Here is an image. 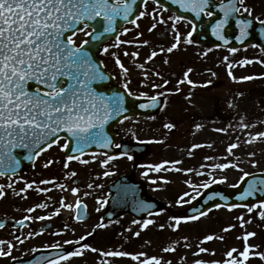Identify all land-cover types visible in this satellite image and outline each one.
<instances>
[{"label": "snow or ice", "instance_id": "obj_1", "mask_svg": "<svg viewBox=\"0 0 264 264\" xmlns=\"http://www.w3.org/2000/svg\"><path fill=\"white\" fill-rule=\"evenodd\" d=\"M152 2L155 3L156 0H152ZM141 3L144 5L142 10L138 0H0V178L12 180L13 176H16L22 180L23 177H19L18 173L21 160L31 161L34 166L35 160L54 146L65 152L64 169H69L72 161H78L83 165L89 164L91 161L81 157L90 154L93 160L103 156L104 159L99 161L100 166L106 169L103 175L105 177L113 175V172L107 170V167L112 161L120 158L119 156L110 155L107 152H85V149L92 146L100 149H110L112 147L119 149L122 147L121 144L116 143L107 134L105 126L117 117L123 116L127 111L125 108V95L120 93L107 95L98 91L95 86L99 82L115 78L105 71L103 61H97L94 58L93 49L103 43L102 38H110L112 34L118 33L114 42L105 45L100 54L113 57L115 66L120 69V75L124 78L122 87L128 96H132L137 100L146 99L148 101L139 104L141 109H155L162 104L163 107H160V111H163L167 107V96L179 92L181 84L186 83L193 88L207 87L211 84V80H209L203 85H197L189 78L193 69L188 68L183 72V78L177 81V87L173 92L166 89L170 81L163 79V77H161V84L148 82V72L144 70V64H139L138 67L144 74V81L141 82V86L150 87L153 91L156 89H165V91L156 92V94L150 96L144 93L136 95L131 91V81L127 79L130 69L125 66L120 56L115 52H111L110 49H121L123 45H133L139 48L146 46L149 42L140 40V36L143 35L142 32L138 33L133 40L121 39V36L127 35L131 31V29L124 27V24H131L135 28H139L138 21L149 17L153 22L148 31L152 32L158 25H167L171 21V33L174 34V42L167 48L161 47L159 52L152 51L145 63L165 51L172 53L179 48L181 43L192 44L193 33L197 30V25L192 20H185L183 15H171L165 20L158 9L148 11L149 0H141ZM171 4L177 5L184 13L192 14L198 21L202 17L214 20L211 24V35L223 45H229L230 43L228 37L230 23H234L235 28L238 30L234 40L239 44H243L249 38L250 30L254 28V21L264 26V18H262L264 14L254 15V8L247 3V0H218V3L217 0H171ZM161 7L163 6L161 5ZM163 10L167 11L166 8ZM181 21L192 25L191 31L183 38L177 28V24ZM80 34H83L86 38L78 41L77 38ZM260 35L264 37V28L261 29ZM251 46L255 47L256 45ZM238 50L236 47L227 48V51L231 54H235ZM123 55L130 56L135 61L139 56V52H129L124 49ZM204 55H207V53H204ZM224 60L228 61V57H225ZM168 62V60L164 61L166 64ZM236 63L241 67L253 63L264 65V60L254 61L244 58ZM233 66L232 62L227 63L228 75L235 82L262 78L252 75L237 78L233 75ZM154 75L159 77L160 73L156 72ZM212 75L215 76L216 73L212 72ZM242 95L243 93H237V96ZM162 97H164L163 101ZM186 99H190V95ZM229 107H234L232 102H229ZM127 119L129 117L123 116L120 122L123 123V120ZM239 123L242 129L252 127V125L245 123L243 118ZM162 127L171 132L176 124L166 121L162 124ZM195 127L199 130L202 125L196 124ZM214 131L227 132V128H216ZM61 133L65 135L62 136ZM133 137L137 138L135 134H133ZM261 139H264V132L250 136L244 143L252 144ZM61 141L63 142L61 143ZM138 142L140 144H163L165 141L163 139H149L138 140ZM207 146L211 147L210 144ZM239 146L238 143H231L226 151L230 156L235 157L234 149ZM200 147H204V145L194 144L192 146L193 149ZM189 154L191 155V150ZM120 155L126 156L128 160L133 159V156L129 155L127 151L122 152ZM248 155L254 157L255 153L250 152ZM205 159L211 160L213 158L208 156ZM54 163H59V161L49 159L45 162L44 167L48 168ZM168 163L170 162L164 161L160 164L140 165V167L155 172L163 170L191 173L193 171L192 169L185 170L175 167L166 168L165 165ZM171 163L180 164L181 161L177 160ZM249 163L253 168H256L259 161L250 159ZM201 167H209L212 170L208 173L211 176L210 182L196 185L190 180L185 181L187 186L194 190L195 194L188 191L183 192L176 199L175 206H183L185 203L191 204L192 201L203 196L204 193L199 189L206 190L212 184L226 183V176L217 178L212 175L216 170L224 172L229 168H233L242 173L239 182L231 185L233 188H239L241 182L253 175L240 167L239 157H235V162L214 163L212 165H201ZM195 174L198 176L205 175L204 172L199 171ZM77 175L78 173L73 170L68 172L67 177H76ZM141 175L147 178L149 177V171H144ZM160 179L165 184L170 183L167 179ZM149 182L156 184L157 180L150 179ZM24 183L25 187L21 189L22 192L32 189L35 181H25ZM40 183L55 184V180H41ZM4 187V185H0V198H3L6 194ZM7 187L11 188L12 184L9 183ZM59 187L67 190L62 184ZM87 187L92 188L93 184L89 183ZM96 187H102V185H96ZM70 190L74 196L79 193V188L73 187ZM36 191H50V189L37 188ZM257 193L264 195V179L249 180L247 187L235 199L237 201H247ZM16 194L19 195L20 193L17 192ZM186 197H188L187 200ZM217 198L225 203H215L214 207L216 209L226 207L229 211H232L237 208H245L248 214L255 213L257 218L264 220V199H261L259 203L228 204L227 200L229 198L226 195L213 192L204 200V205H208L210 201H215ZM97 203L107 204V200L98 199ZM60 205L69 210L75 207L77 209V220H82L85 216L82 209H86L87 205L82 204L79 199L75 201V205H72L65 204L62 198ZM36 207L45 208L47 205L38 204ZM152 207L154 206L145 204L143 201L137 202V210H146ZM34 210L33 208L28 209L29 212ZM212 210V207H208L204 211L197 210V215L187 217L173 214L169 217L172 223L168 227L176 231L182 222L199 220L201 217L208 216ZM159 214L156 213V215ZM53 215H59V211L53 213ZM253 218L250 216L246 220L244 215L236 217L240 221L241 228H245L247 224L252 222ZM37 219L46 220L51 219V217L40 216ZM133 223L144 230L156 222L153 219H144L142 221L133 220ZM3 226V224H0V227ZM235 226L229 225L223 231H230ZM97 227L104 228L106 225L100 223ZM159 227L162 230L165 225L161 224ZM36 234L39 235L40 233ZM92 234V232H88L77 240H66L65 244L80 245V247H74L72 251L60 255L57 259L49 260L47 264H61V262L72 257L82 256L85 251L99 252L100 255L105 257H129L133 261H138L139 264H162L160 258L148 257L145 253L131 254L119 250L101 251L88 243L81 244ZM133 235L139 237L140 232L137 231ZM255 235V232L245 231L242 236L237 237L244 242L242 251L231 248L226 252L227 258L223 262L213 261L210 264H246L252 256H258L259 259L264 260V253L255 251L258 246L248 243L249 239ZM217 238L223 239L222 236L217 237L209 234L204 236L199 244ZM16 239L21 244L24 242L19 237ZM187 239V237H184L186 242ZM5 244H7L6 249L3 247ZM199 244L197 246L198 251L194 255L199 256L201 253L209 252V249L201 247ZM185 246L191 247L187 243ZM14 247L15 245L12 243L0 240V258L11 257ZM52 247L61 246L54 244ZM163 251L173 252L175 246L164 247ZM142 257L143 259H141ZM163 264H171V262L163 261ZM193 264H206V262L197 259Z\"/></svg>", "mask_w": 264, "mask_h": 264}, {"label": "rangeland", "instance_id": "obj_2", "mask_svg": "<svg viewBox=\"0 0 264 264\" xmlns=\"http://www.w3.org/2000/svg\"><path fill=\"white\" fill-rule=\"evenodd\" d=\"M247 3L254 8V15L264 14V0H247ZM148 11L151 12L154 6L148 5ZM160 15L167 20L168 17ZM264 18V15H262ZM149 17L143 18L138 23L139 28L130 27V32L122 36L123 40H133L138 33H143L140 40H149L151 44L142 47L133 45H123L121 49L112 48L111 52L117 53L120 57H125L127 67L130 69L129 75L138 76L144 81L143 71L138 67L139 64H144V70L148 72L149 81L156 84H161L162 79H165L167 74H173L179 79L183 78V72L188 68H192L189 78L197 85H203L211 80V84L207 87H198L199 94L180 101L171 100L165 108L159 122H173L176 127L168 132L158 124L159 139H164L166 147L169 149V154L181 161L180 164H174L170 168L192 169L191 173L168 171V181L163 183L158 180L155 190L152 194L162 204L163 209L159 211V215H153L147 219H153L156 223L150 225L147 229L141 230L139 225L134 224L129 217L125 219L126 229L121 237L110 239L109 251L119 250L126 251L131 254L145 253L148 257H158L163 261H170L171 264H193L197 259L203 260L206 264L217 261L223 262L226 257V252L231 248L243 250V240L237 237L242 236L245 231L255 232L256 235L249 239L250 245L258 246L255 251L264 253V220L256 217L255 213L248 214L245 208H237L229 211L225 208H219L211 211L208 216L201 217L196 221L182 222L178 230L173 231L168 225L172 223L169 217L173 214L182 216V211L188 206L187 203L183 206H175V201L183 192H193L185 181L190 180L193 184L199 185L210 182L211 176L208 175L212 170L209 167H201V165H212L214 163H225L228 161L235 162V157H239L240 167L249 173L261 172L264 173V139L257 140L252 144H245L244 141L250 136H255L259 132H264V65L253 63L251 65L239 66L238 62L241 59L247 58L251 60H264V57L259 56L260 53L256 47H252L243 51H238L235 54L225 52L202 51L190 45L181 43L178 49L172 53L166 51L154 57L151 61L147 57L152 51H158L161 47H169L173 41V33H171V21L167 25H158L152 32L148 28L152 24ZM177 28L181 33L182 38L186 37L187 29L183 24H177ZM78 41L85 39L83 34L78 36ZM112 44V43H110ZM108 44V45H110ZM129 52L138 51L139 56L134 61L130 56H124L123 50ZM207 53V55H204ZM103 57H112L103 55ZM228 57V61L224 58ZM165 60L169 62L164 63ZM234 64L232 68L233 75L237 78L241 76H257L262 77L250 81L235 82L228 75L227 63ZM210 70V71H209ZM159 72L160 76L154 75ZM212 72L216 75L213 76ZM165 76V77H164ZM145 82V83H148ZM183 87L193 88L188 84H181ZM196 89V87H195ZM237 93H243L242 96H237ZM195 95V94H194ZM262 98V99H261ZM229 102H232L234 107H229ZM243 118L245 123L252 125L247 129L240 127V121ZM201 124L202 128L196 129L195 125ZM159 126L161 127L159 129ZM151 125L136 126L135 128L141 133L149 131ZM216 128H227V132H216ZM162 130V132H161ZM156 133V132H153ZM154 138H156V135ZM150 135H147L148 137ZM239 138V139H237ZM231 143H238L240 146L234 149L235 157L227 153V147ZM194 144H201L204 147L193 149ZM211 145L208 147L207 145ZM187 150H191L194 156L188 157ZM195 152L197 154H195ZM254 152V157H249L248 153ZM211 156L213 159L206 160L205 157ZM250 159L259 161L256 168H253L249 163ZM188 161V163H187ZM204 172L205 175L198 176L195 173ZM212 175L217 178L226 176V183L222 186H231L239 182L242 173L236 169L229 168L224 172L216 170ZM203 189H199L202 191ZM186 200L188 197L185 198ZM170 205H172L170 207ZM244 215L245 219L250 216L254 217L252 222L247 224L245 228L240 227V221L237 216ZM165 225L161 230L159 225ZM229 225H236L230 231H223ZM130 230V231H129ZM139 231L140 236H134L133 233ZM212 234L223 239H213L212 241L199 244L204 236ZM187 237V242L184 240ZM12 243V242H10ZM19 243V242H18ZM190 244L191 247L185 245ZM15 245L14 256L26 255V253H16ZM198 244L201 247L209 249L207 253H201L199 256L194 255L198 251ZM170 245L175 246V251L164 252L163 248ZM108 251V249L106 250ZM214 252V254H213ZM235 255V254H234ZM143 259V257L141 258ZM61 264H139L138 261H133L129 257H105L99 253L87 252L82 256L72 257ZM246 264H264V260L258 256H252Z\"/></svg>", "mask_w": 264, "mask_h": 264}, {"label": "flooded vegetation", "instance_id": "obj_3", "mask_svg": "<svg viewBox=\"0 0 264 264\" xmlns=\"http://www.w3.org/2000/svg\"><path fill=\"white\" fill-rule=\"evenodd\" d=\"M149 2L151 3L152 1ZM182 23L187 31H191L190 24L184 21ZM120 58L127 67L125 57ZM100 60L105 64V71L110 76L115 77L114 82L124 91L122 87L124 78L120 75V69L115 66L113 57H100ZM127 79L131 81V91L136 95L144 93L150 96L159 92V89L153 91L150 87H142V81L138 76L134 77L128 73ZM176 87L167 86L166 89L174 92ZM179 87V92H174V94L167 96V103L171 100H176L179 103L186 100V97L189 95L194 97L191 94H195L196 92H189V88L187 87ZM111 88L108 85L98 87L103 92H109ZM162 90L165 91V89ZM159 120L158 115L152 117L131 115L129 119L123 120V123L116 124L113 129L114 141L121 144V148L100 149L93 146V149L85 150L86 153L107 152L110 155L119 156L120 158L112 161L107 167V170L113 172V175L107 177L103 175L106 169L101 167L99 163L100 160L104 159L103 156H99L96 160H93L90 154L81 157L82 159L91 161L89 164L83 165L78 161H72L69 169H64L65 152L61 151L59 147L54 146L37 158L34 166L33 162L26 160V165L18 169L19 177H23L22 180L16 176H13L12 180L0 178V185L5 186L4 191L6 193L3 198H0V224L4 225L0 227V240L16 244V253H26V257H28L29 254L37 251L64 250L65 253L72 251L74 247H80V245L65 244L66 240H77L80 236L92 232V236L88 237L86 241H82L81 244L88 243L98 250L106 251L109 248L108 245L111 238L121 237L124 234L127 216L126 214L110 216V186L120 177L129 176L133 181L143 183L147 196L153 198L154 196L151 191L156 189L157 183H150V179H155L157 182L160 178L168 180V171L161 170L160 172H155L142 168L140 165H155L169 161L170 163L166 164L165 167L170 168L174 165L171 162L177 161L175 157L169 154V149L165 148L164 144L148 143L140 145L138 142V140L159 139ZM133 125L134 128H131L130 126ZM142 125H151V127L148 132L141 133L135 127ZM133 134L137 138H134ZM153 134L156 135V138H154ZM147 135L150 136L146 137ZM110 136L112 137L111 134ZM125 151L133 156L132 160H128L126 156L120 155ZM187 152L189 157V151ZM190 156L192 158L194 153ZM49 159L59 161V163H54L45 168L44 164ZM73 170L78 175L76 177H67L68 172ZM144 171H149V177L146 178L141 175ZM51 179L55 180V184L40 183L41 180ZM25 181H35V183L32 189L22 192L21 189L25 187ZM9 183L12 184L11 188L7 187ZM89 183L93 184L92 188L87 187ZM61 184L67 190L61 189L59 187ZM96 185H102V187H96ZM73 187L79 188V193L76 196L70 190ZM37 188L50 189V191L38 192L36 191ZM17 192L20 194L17 195ZM62 198L65 204L75 205V201L79 199L82 201V204L87 205L86 209H82L85 212L84 218L82 220L76 219L77 209L75 207L72 210L61 207L60 200ZM98 199L107 200V204H98ZM38 204H45L47 207L38 208L36 207ZM29 208L35 210L29 212ZM57 211H59V215H53ZM40 216H50L51 219H37ZM21 221L22 223H20ZM100 223H104L106 227H97ZM30 233L32 234L31 236L29 235ZM36 233L40 234L37 235ZM17 237L24 242L22 244L18 243ZM54 244L61 247L53 248L52 245ZM3 247L6 249L7 244L3 245ZM87 252L91 251H85V253ZM12 253H15V250Z\"/></svg>", "mask_w": 264, "mask_h": 264}, {"label": "water", "instance_id": "obj_4", "mask_svg": "<svg viewBox=\"0 0 264 264\" xmlns=\"http://www.w3.org/2000/svg\"><path fill=\"white\" fill-rule=\"evenodd\" d=\"M157 3L163 8L169 9L175 12L177 15H183L186 19L192 20L193 23L197 25V30L194 32L196 34L197 42L204 44L207 47L210 46H218V47H236V48H244L249 46L253 43H257L264 53V37L260 35V31L262 27H257L255 29L250 30L249 38L245 40L243 44H239L235 42L234 36L238 34V30L235 28L234 23H230L228 27V37L230 40L229 45H223L221 42H218L215 37L211 35V24L214 22L212 19H208L209 22L207 24L202 25L201 23L204 20H196L195 17L190 13H184L177 5L171 4V0H156ZM138 4L141 5V0H138ZM116 33L112 34L110 38H114ZM110 38H102L103 43L99 44L97 48L93 49L95 53V57L100 52L101 46ZM96 59V58H95ZM252 179H264V174H253L246 178L244 182L240 183L239 188H231L226 187L222 188L220 186H211L209 189L203 191L204 195L198 197L197 200L192 201L187 209L184 210L183 216H192L197 215L198 211L207 210L208 207H214L215 203H225L224 201H220L218 198L215 201H210L208 205H204V200L207 196L213 192H219L226 195L229 199L227 200L228 204L232 203H259L261 199H264V195L262 194H255L253 197H250L247 201H237L235 197L239 195L244 188L247 187V182ZM112 197H111V204L110 208L111 211L114 212H127L132 214L137 218H141L146 214L153 213L160 208V205L156 204L155 202L149 200L144 195V189L140 184H134L130 181V179H122L115 184L112 188ZM143 201L145 204H151L154 207L146 210H137V202ZM45 259L42 258L40 254L35 255L30 260L27 261H15L12 264H41Z\"/></svg>", "mask_w": 264, "mask_h": 264}]
</instances>
